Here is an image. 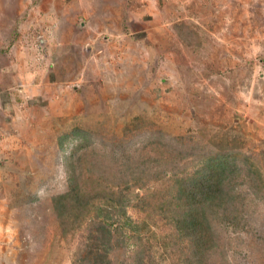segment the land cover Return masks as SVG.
<instances>
[{
    "label": "rangeland",
    "instance_id": "374dc122",
    "mask_svg": "<svg viewBox=\"0 0 264 264\" xmlns=\"http://www.w3.org/2000/svg\"><path fill=\"white\" fill-rule=\"evenodd\" d=\"M191 144L264 158V0H0V264H75L121 190L109 263L264 264L249 185L244 229L179 227Z\"/></svg>",
    "mask_w": 264,
    "mask_h": 264
},
{
    "label": "trees",
    "instance_id": "16d2710c",
    "mask_svg": "<svg viewBox=\"0 0 264 264\" xmlns=\"http://www.w3.org/2000/svg\"><path fill=\"white\" fill-rule=\"evenodd\" d=\"M194 146L192 145L191 149L186 150L190 157H193V160L200 164V169L196 171L195 175L186 174L185 178L180 179L177 183L179 196L176 199L181 198L183 200L180 195H184L185 204H183V201L181 202L183 211L181 210L176 219L181 229L190 231V237L193 239L195 247H197L200 242L202 244L204 242H210L209 244H211L212 242L209 228L206 225V223L208 224L207 221L228 222L238 229L246 227L243 216L248 207L249 209L253 207V203L247 206L246 199L240 195L238 189L243 185H249L257 195L264 194V171L258 166L260 164L264 169V160H261L264 158L262 152L259 154L253 153V155L243 154V156H239L240 160H238L225 152L212 155L208 150H198L200 147ZM173 153L175 154V152ZM183 153H186V151ZM207 154L209 157L205 160ZM240 161L243 162L242 165ZM174 167L178 168L179 164L174 165ZM179 176L180 173L176 175V178H179ZM113 178L116 184L118 178L117 176H113ZM73 190L76 192L58 197L57 203L64 202L69 195L74 197L78 192H81L79 186L74 187ZM125 197L124 190L110 196L108 209L104 211L105 214H98L97 221L93 223V232H98V236L94 239L93 234L87 243H83L84 246L80 248L75 264H111L107 260L109 251L115 250L114 243L119 240L120 231L117 226L113 227L112 222H114L115 217L124 216ZM81 198L82 196H75L74 199L76 201ZM59 220L61 223H65L64 216ZM210 228L212 229V224ZM92 241H97L95 243L100 245H107V249L104 252H97V250L95 252L97 247L94 246V243L91 245ZM138 244L140 245V243ZM138 244L136 243V245ZM129 251L130 254H125L122 260L116 262V264H143L141 262L142 251L140 247L137 248L136 246L134 250L129 248Z\"/></svg>",
    "mask_w": 264,
    "mask_h": 264
}]
</instances>
